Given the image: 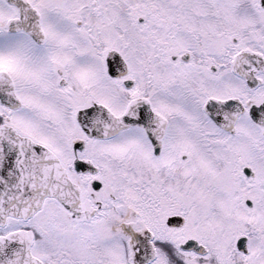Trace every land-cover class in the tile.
<instances>
[{"label": "snow or ice", "instance_id": "1", "mask_svg": "<svg viewBox=\"0 0 264 264\" xmlns=\"http://www.w3.org/2000/svg\"><path fill=\"white\" fill-rule=\"evenodd\" d=\"M0 264H264V0H0Z\"/></svg>", "mask_w": 264, "mask_h": 264}]
</instances>
